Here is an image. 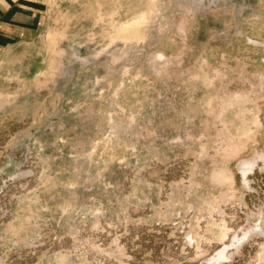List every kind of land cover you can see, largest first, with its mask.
Masks as SVG:
<instances>
[{
  "label": "rangeland",
  "instance_id": "374dc122",
  "mask_svg": "<svg viewBox=\"0 0 264 264\" xmlns=\"http://www.w3.org/2000/svg\"><path fill=\"white\" fill-rule=\"evenodd\" d=\"M47 1L0 62V264H264V0Z\"/></svg>",
  "mask_w": 264,
  "mask_h": 264
},
{
  "label": "crops",
  "instance_id": "0c3cea01",
  "mask_svg": "<svg viewBox=\"0 0 264 264\" xmlns=\"http://www.w3.org/2000/svg\"><path fill=\"white\" fill-rule=\"evenodd\" d=\"M47 0H0V62L42 29L37 13ZM39 22V23H38ZM38 23V24H37ZM50 32L49 36H52ZM24 45L23 48H26ZM14 54V53H13ZM4 58V59H3Z\"/></svg>",
  "mask_w": 264,
  "mask_h": 264
}]
</instances>
